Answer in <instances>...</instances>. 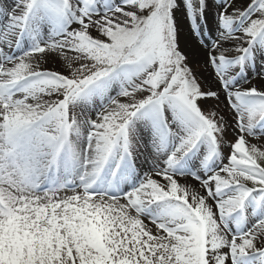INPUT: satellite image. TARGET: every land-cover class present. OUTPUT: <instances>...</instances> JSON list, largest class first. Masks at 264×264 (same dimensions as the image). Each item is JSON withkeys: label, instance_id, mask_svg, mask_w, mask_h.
<instances>
[{"label": "snow or ice", "instance_id": "snow-or-ice-1", "mask_svg": "<svg viewBox=\"0 0 264 264\" xmlns=\"http://www.w3.org/2000/svg\"><path fill=\"white\" fill-rule=\"evenodd\" d=\"M262 142L264 0H0V264H264Z\"/></svg>", "mask_w": 264, "mask_h": 264}, {"label": "rangeland", "instance_id": "rangeland-1", "mask_svg": "<svg viewBox=\"0 0 264 264\" xmlns=\"http://www.w3.org/2000/svg\"><path fill=\"white\" fill-rule=\"evenodd\" d=\"M262 143H264V142H262ZM225 152H227V149H225Z\"/></svg>", "mask_w": 264, "mask_h": 264}]
</instances>
